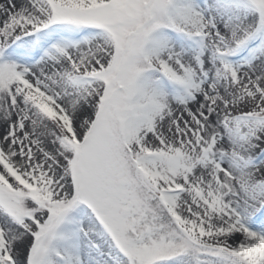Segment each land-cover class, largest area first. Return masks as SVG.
I'll use <instances>...</instances> for the list:
<instances>
[{
	"label": "snow or ice",
	"instance_id": "obj_1",
	"mask_svg": "<svg viewBox=\"0 0 264 264\" xmlns=\"http://www.w3.org/2000/svg\"><path fill=\"white\" fill-rule=\"evenodd\" d=\"M0 264H264V0H0Z\"/></svg>",
	"mask_w": 264,
	"mask_h": 264
}]
</instances>
